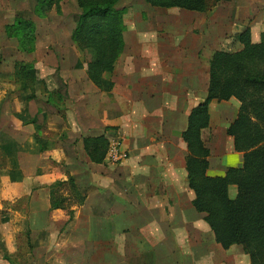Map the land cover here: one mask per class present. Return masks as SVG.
Listing matches in <instances>:
<instances>
[{
    "label": "crops",
    "instance_id": "crops-1",
    "mask_svg": "<svg viewBox=\"0 0 264 264\" xmlns=\"http://www.w3.org/2000/svg\"><path fill=\"white\" fill-rule=\"evenodd\" d=\"M23 1L7 0L4 6L0 2V35L5 33L7 27L15 25L17 20L24 18L21 12L13 8L14 2L20 6ZM33 1L35 4L32 11L37 16L38 2ZM256 1H236L239 8L233 11V15L231 14L232 21L228 26L221 16L213 18L218 8L206 16L200 13H189L182 9L163 14L162 10L169 9L162 8L159 11L151 10L146 6L144 8V4H148L145 0H142V4L134 1L128 6L131 12L141 9L149 20L156 19V23L161 26L159 30L154 31L155 40L152 41V37L149 39L142 37L134 46L135 50L140 51L138 56L141 57L137 62L136 79L127 78L126 86H123L129 92H125L127 98L132 95L134 99L135 96V99L143 105L139 107L141 113H139L137 131L132 126L125 127L128 122L125 123L124 117L127 116L119 115L123 111L119 93L124 89L121 83H117V78L115 83L113 76V83L116 85L113 96L116 104L106 103L104 102L106 94L102 93L88 76L83 74L78 78L72 72L69 75L65 74L67 69L64 68L62 57L61 61L56 57L54 71L56 76L50 75L53 72H46L45 79L41 80L45 81L49 92L61 93L65 96V100L67 99L64 113L69 116V131L66 135H57L54 140V135L45 130V145L47 144L45 151L40 150L36 127L31 122L35 119L39 124L36 117L45 107V112L43 111L45 123L52 120V124H57L56 127L60 128L59 126L64 122L60 115L50 117V114H53L51 110L56 111V107L49 104L46 99L43 106V98L41 99L36 92L35 99L31 101L26 99L27 105L23 108L19 101L23 92L18 90L17 95L16 91L15 94L8 93L0 105V153L6 158V166L0 168V195L2 196L0 200L9 202L5 203L7 205L0 203V264H52L55 262L68 264L71 260L73 264H77L76 261L80 262L82 258L80 256L83 253L81 250L83 244L89 242L92 246H96V249L99 244L107 246L111 242L108 239L112 237L114 228L155 229V231L166 228L172 230V235L166 237L171 244L175 243L176 237L173 229H181L180 232L183 234L181 238L185 244L194 243L200 255L203 256L202 259L205 260L212 254H216L214 251L225 257L230 255L236 247H240L232 246L224 249L216 242L214 233L205 221V214L195 210L193 206L195 193L189 187L186 170V158L189 152L187 144L183 141V133L188 128V119L193 109L208 98L211 60L216 53L229 51L216 48V44L218 42L220 45L234 43L236 47L232 53H237L244 49L242 36L245 33L251 35L253 44L261 42L264 23L258 22L264 20V15L259 16L261 12L258 7L264 6V3L260 4ZM227 2L229 3L230 0H223L221 4L224 5ZM186 17H193L194 21H198L194 24L195 26L191 25L195 27L191 37L185 36L181 30L187 31L192 27L185 29L183 25H178V22H183ZM40 19L43 18L37 16L36 22L32 19L36 27L34 52L21 51L19 40L10 38L7 43L14 45L11 51L12 56L2 62L1 58L7 47L0 49V90L6 84L15 83L16 64L19 62L32 64L37 71L32 62L33 56L38 57L39 53H42L37 28V20L40 21ZM243 19L244 24H242ZM125 24L127 25L126 19ZM75 29L76 26L70 36L72 46L75 45L72 40ZM227 31L231 33L227 34ZM226 34L233 35V38L229 40L230 37ZM52 42L53 40L45 46V52L51 50L56 54V48ZM127 47L125 41L124 53ZM213 49L215 51L211 57L208 53L204 54V51L211 52ZM133 62L130 63L131 67ZM74 68L77 69L76 65ZM80 68L79 73H83L84 69L81 65ZM77 92H80L81 96L77 95ZM88 98H93L89 101V107L99 105L100 102L104 109L101 112L97 110L84 114L79 110L81 105L78 107V104ZM37 105L40 107L39 110H34ZM111 105L114 107L112 108ZM25 112L32 118L30 121H22V118L26 116ZM87 116L90 117L89 121L86 119ZM213 123V115H211L209 128L202 132L204 142V132L215 134ZM120 126L122 129H127V131L123 130L127 143L122 142V147L128 150L132 145L133 156L118 164L122 168H117L116 171L102 164L93 163L85 150L84 140L101 137L108 127ZM222 126L225 134L224 142H227L230 140L227 134L230 126L228 124H225V127ZM113 136L114 134H109L107 139L111 142L115 139ZM33 142L35 144H32ZM218 142L215 141L216 144ZM225 147H221L224 150H222L218 170L214 169L211 163L214 153L208 148L211 152L207 173L209 177H224L229 169L244 167V154L237 152L235 145L233 152ZM3 170H6L4 172L6 175L3 174ZM57 170L61 176L68 174L75 178L77 187L86 197L80 210L78 207L69 210L67 206L65 209H52L49 186L54 183ZM115 172L119 176H124L119 180H125L130 185L129 188H123V190L117 188L119 180L114 178ZM10 173L16 179L13 183L9 178ZM9 196L11 198L7 199ZM24 198H27V201L22 208H18ZM69 211L71 213L79 211V214L74 220H70ZM123 222L128 223L123 224ZM148 237L145 239L150 242L152 238ZM158 237L153 236L151 240L153 245L160 243ZM26 246L29 251L23 256ZM241 250L243 251L242 248ZM91 255L88 257L89 260L100 259L98 253L91 252ZM103 255L105 258L101 257V260L107 259L106 253ZM246 259L250 263L247 255Z\"/></svg>",
    "mask_w": 264,
    "mask_h": 264
},
{
    "label": "trees",
    "instance_id": "trees-1",
    "mask_svg": "<svg viewBox=\"0 0 264 264\" xmlns=\"http://www.w3.org/2000/svg\"><path fill=\"white\" fill-rule=\"evenodd\" d=\"M82 14L78 18L72 40L85 58L89 55L87 75L101 91L111 92L114 83L110 79L124 52V19L126 9H118L121 0H76ZM156 8H178L200 14L208 13L223 0H145ZM36 14L46 18L55 7L61 13L62 0H37ZM20 18L16 24L5 29L7 38H17L23 52L35 50L36 27L32 18ZM26 40V41H25ZM27 42V43H26ZM244 49L237 53L218 52L210 64V85L206 101L193 109L188 119V128L183 133V141L188 147L186 170L189 187L195 193L193 206L198 213L205 214V221L214 233L216 242L224 249L240 246L249 257L251 264H264V148H255L264 141V128L259 123H252L249 109L254 110L259 122L264 124V97L257 102L250 92L264 91V73L254 70L248 61L254 63L257 58L264 59V34L259 44L251 42L249 33L242 36ZM227 71L225 78L221 72ZM32 64L18 63L15 71V84L20 91L29 90L28 100L36 97L39 88L49 95L48 103L56 107L53 98L62 102L63 95L49 92L44 80L37 76ZM221 81L224 82L221 85ZM221 88L220 92H217ZM237 98L242 107L238 119L227 130L234 138L235 150L244 154L245 164L242 169L231 168L224 177H209L210 150L202 139V130L209 128L211 115L210 104L213 100L228 101ZM257 103V106L254 104ZM256 108H255V107ZM36 136L41 152L47 147L41 145V125L34 119ZM85 150L93 163L102 164L108 153L110 141L104 137L84 140ZM4 158L5 156L2 155ZM2 166L0 165V168ZM13 174L10 173V176ZM15 179V178H14ZM65 182L53 183L51 205L53 210L65 209V198L58 195V188ZM71 190L79 198V205H84L86 197L70 177ZM237 193L231 195V188ZM74 212L71 219H74Z\"/></svg>",
    "mask_w": 264,
    "mask_h": 264
},
{
    "label": "rangeland",
    "instance_id": "rangeland-1",
    "mask_svg": "<svg viewBox=\"0 0 264 264\" xmlns=\"http://www.w3.org/2000/svg\"><path fill=\"white\" fill-rule=\"evenodd\" d=\"M6 1L7 0H0V2L2 3L3 6H4V2H6ZM134 1H137V3L141 2V4H142V0H122L117 5L118 9H126V11H127L126 16H125L127 25L125 24L126 31L124 33V41H126L128 47H127L126 52L125 53L123 52L124 56L118 62V65H117L113 75L110 77V79L113 81V76H114L115 77V83H116V78H117V81H118L117 83H121L122 87L126 86L125 83H126L127 78L136 79V74L138 71L137 70V62L140 61L139 58H141V57L138 56L139 55L138 52H140V51L135 50L134 46H136V44H138L139 39L142 37H145L147 39L152 37L151 40L152 41L155 40L156 36L154 34L155 33L154 31L159 30L161 28V26L156 23V21H155L156 19L149 20L146 13L144 14L141 12V9L136 11V12L129 11L128 6H130L132 3H134ZM236 1L238 2V0H230L229 3L227 2L224 5H222L221 4L222 2H220L214 9H212L208 13H204V15L207 16L208 14H211L214 10H216L218 8V12H216V15L213 18L216 19L217 17L220 18V16H221L225 20V23L228 26V24L232 21L231 20V18H232L231 14L233 13L234 10H237L239 8V7H237L239 5L237 4ZM244 1H254V0H244ZM256 2L263 4L264 0H257ZM34 4H35V2L33 0H29V1L24 0L20 6L14 2L13 8L17 12H21L20 14L21 15L23 14V17L25 18V20H29L28 18L31 16V18L35 21L37 16L32 11L34 8ZM145 6L149 7V9H151V10L161 11V9H162V8H152L148 4H144L143 7L145 8ZM258 10L261 12V13H259L260 14L259 16L264 15V6L263 5H259ZM162 11H163L162 12L163 14L164 13L170 14L171 12L180 11V9L175 8V9L162 10ZM186 12H189V11H186ZM81 13H82V10L79 9L78 4L76 3V0H62L61 13H58L56 11V9L53 8L45 19H42V20L40 19V21L37 20V22H38L37 28H38V32H39V36H40V41H38V42H39V46L41 47L40 49L42 50V53H39L40 55L38 57L33 56L34 60L32 63L35 65V67L37 69V74H38L37 76L39 79H45L44 76H45L46 72L47 73L53 72L50 75L52 77L56 76V72H54L55 68H56V61H57L56 57L59 59V61H61V57H62L64 68L67 69V72L65 73L66 75H69L70 72H72L76 76H78V78H79V76H81L83 74L88 76L87 75V65H88V62L90 61L91 57L89 55H86V57L84 58L81 55V53L77 50L76 46L75 45L72 46L71 40H70V36L72 34V31L75 28V26H77L78 18L80 17ZM189 13H196V12H189ZM196 14H199V13H196ZM125 19H124V23H125ZM211 19L209 16V20H211ZM194 20H195V18H193V17H186L183 22H178V25L179 26L183 25V27L185 29L192 27V29H187V31H185L184 29L181 30V32L183 31L185 36L191 37V35H192L191 32H192V30L195 29V27H193L191 25H194L197 21V20L196 21H194ZM261 22L263 24L264 20L259 21L258 23H261ZM244 23H245V21L243 19L242 24H244ZM206 28H208V27H206ZM230 33H231V31H227V34H230ZM227 34H226V36L230 37V39L229 38L228 39L231 40L233 38L232 37L233 35H227ZM262 34H264V24L262 27ZM148 35L150 37H148ZM0 36H1L0 37V49L3 48L4 46L7 47L2 58H1V59H3L2 62H4L5 59L9 58V56H12L11 51H12V49H13L12 47H14V45L12 43L11 44L7 43L10 40V38H7L6 33H3V35H0ZM14 39H17V38H14ZM38 39H39V37H38ZM51 40H53L52 43H53L54 47L56 48V54L53 53L51 50H50V52H45V46H48V43L51 42ZM261 40H262V36H261ZM230 46H232V47H230ZM235 47H236V44H234V43H230L228 45H220V42H218L216 44V48H218V49L222 48L224 50H229V51L224 52V53H229V54H232V51L235 49ZM124 49H125V47H124ZM214 51H215L214 49L211 52H205L204 51V54L208 53V55L211 57V55ZM1 55H2V53H1ZM133 61L135 62V66H134ZM204 61H207V60L204 59ZM131 62H133L132 63L133 67L130 66ZM208 62H209V60H208ZM248 62H249V65L251 66L252 69L264 73V59L263 58H257V60H255L254 63H252L253 60L248 61ZM19 63H24V62H19ZM75 65H76L77 69L74 68ZM80 65L82 66V69H84L83 73H79L80 71H78L79 69H81ZM8 70H11V69L8 68ZM224 73L228 74L227 71L221 72L222 78H225ZM223 84H224V82L221 81V85H223ZM115 86L116 85L114 84V87L110 93L101 91L102 93L106 94V96L104 97L105 101L104 100H102V101L109 103V104L110 103L114 104V105L116 104L115 100H114L115 98L113 96ZM39 89L42 91L41 88H39ZM123 89L124 90L120 91V93H119V96H121V99L119 101H120V104L123 105V111H122V113H119V115H120V117L122 115L127 116V117H124L125 123L128 122L125 127L131 128V126H132V128H134L137 131L138 130V123L137 122L139 120V113H141V111H140L141 109L139 107L140 106L143 107V105H142V102H138L135 99V96H134V99H133L132 95H130V97L127 98L125 92H128V90L125 87H123ZM18 90H20V87L15 83H10V84H6V85L2 86V89L0 90V92L2 91L0 93V105L2 104V102L6 98V96H8L9 92L15 94V91H16V95H17ZM41 91L37 90L36 92H38V95L41 97V99L43 98V102H44L43 106H45V99L48 100L49 95H46L44 92H41ZM220 91H221V88H219L217 92H220ZM29 94H30L29 90L24 91L20 97L21 99H19V101L21 102V106H23V108L27 105L26 99H28ZM90 94L91 93L89 92V95ZM77 95L81 96V93L77 92ZM250 96L254 100V102H257L258 98L264 97V91H261V92L252 91V92H250ZM124 98H127V100L126 99L124 100ZM90 100H93V98H88V100L84 99L83 101H80V103L78 104V107H80V105H81L79 110L82 111L84 114L87 115L91 112H96L97 110H99L101 112L104 109L102 103H100V102L98 103L99 105L89 107V101ZM53 101L56 105L57 110L56 109H55L56 111L51 110L53 112V114H50V117L53 118V116H55L56 114H59L61 119H63L64 122L62 123L61 126H59L60 128L56 127L57 124H52V120L45 123V113H44L45 107L44 108L41 107L43 109L40 112V115H37V117H36L38 122H39V125H41V127H42L41 128L42 129L41 130V133H42L41 136L42 137L40 139L41 145H43L45 143V130L50 131V133H52L54 135V140L56 139L57 135H59V136L66 135L67 132L69 131V128H68L69 127V123H68L69 122L68 121L69 116H68V114L66 115V113H64V111H66L65 106L67 103V99L65 100V96L63 95L62 102L59 101L56 97L53 98ZM254 104L257 106V103H254ZM114 105L113 106L111 105L112 108L114 107ZM241 107H242V103L235 97L231 98L228 101L215 99L210 104V113H211L210 115H213V122H214L213 128L215 130V134H213L212 132H208V131L206 133L204 132V136H205L204 139H205L206 147L210 148V150H212V152L214 153V157L212 158L211 163L213 164L214 169H216V170L219 169V162L221 159L220 157L222 155V150H224L221 147L226 146L225 147L226 149L233 152L234 144H235L234 138L231 136H229L230 137L229 141L224 142L225 134H224V130H222L221 126L223 125L222 127H225V124H228L229 126L232 125L234 123V121H236L238 119V114L240 112ZM39 108L40 107L37 105L34 108V110H36V109L39 110ZM112 112L115 113L114 111H112ZM247 113L250 114V117L252 118L253 124L256 125L257 123H259L264 128V124L259 122V119L255 116V114H253L254 110L251 111V109H249L247 111ZM25 114H26V116L24 118H22V121L23 122L30 121L32 118L27 115L28 114L27 112H25ZM262 114H264V113H262ZM86 119L89 121L90 117L87 116ZM7 121H9V120H7ZM4 123H6V122H4ZM121 129H122L121 126L120 127H108L105 130V134L101 135V137H104L107 139V136L109 134L110 135L114 134L113 137H115L116 140L121 141V142H126V136L124 135L125 133L123 132V130L127 131V129L126 128L122 129V130ZM204 130H202V132ZM136 131H134V132L138 133ZM115 139H113V140H115ZM215 141H219V142L216 144ZM128 142H129V140H128ZM32 144H35V142H33ZM210 144H212V145L210 146ZM130 145H131V143H130ZM131 147H132V145H131ZM131 147L128 148V150L125 147L123 148L124 150H126L128 152L129 157L127 160H129L133 156L131 153L133 147L132 148ZM109 148H110V145H109ZM212 148H214V149H212ZM255 148H257V149L264 148V141L261 142L260 144H258ZM137 160H138V158H137ZM0 165L2 167L6 166V158L5 157L3 158L1 153H0ZM102 165L106 166L108 169L109 168L113 169L112 171L121 167V165L119 166L118 164H113V163L108 162L107 161V155H106V158L104 159V162L102 163ZM216 170H214V171H216ZM5 171L6 170L2 171L3 174H5L4 173ZM123 172L125 173V171H123ZM111 173H113V172H111ZM55 174L56 175H54V183L62 182V181L65 182L62 186H60V188H58V195H57V196H64L65 202L63 205L65 207L67 206L69 210L72 208H77V207L80 210L81 206L79 205V203H80L79 198L71 190V187L68 183V180L71 176L68 174L66 176H63V175L61 176V175H59L58 170H57V173H55ZM122 177H124V176L123 175L119 176L116 172L114 173V178L116 180L117 179L119 180ZM9 178H10L11 183L16 181V179H14L13 176H9ZM129 187H130V185L127 184V182H125V180H122V181L119 180L118 181L117 188H121L123 190V188H129ZM231 189H232L231 195L235 196L237 193L236 187L231 188ZM0 197L2 199L1 195H0ZM10 198H11V196H9V198H7V199H10ZM3 199L5 200L4 197H3ZM26 201H27V198L22 199L21 203L19 204V207L18 206L17 207L22 208ZM0 203L7 205L5 203H9V202H3L0 200ZM78 214H79V211L74 212V215H73L74 219L76 218V216ZM70 216H71V212H70ZM70 220H72V219H70ZM127 223L128 222H123V224H127ZM130 223H132V222H130ZM178 230L173 229V232H174L176 237L174 238L175 243L171 244L170 240L166 237H170L172 235L171 234L172 230H167L166 228L162 229V230H158V231H155V229L137 230L134 228H129V229L114 228L112 230V237L110 239H108L111 242L108 243L107 246H105V244L104 245L99 244L97 246V249H96V246H92L89 242L86 244H83L81 246V250L83 253H82V256H80V258L81 257L82 258H81L80 262L78 260L76 262H77V264H251V263H249V261H247L246 255L241 250V247H236L230 255H226L225 257H223L222 254H220L219 252L214 251V252H216V254H212L207 260L202 259L203 256L200 255V253L198 251V247L196 245H194V243H191L190 244L191 246L189 244L187 245V243L185 244V241H183V238H181V236L183 235L180 232L181 229H178ZM155 235L157 237L162 236V237H158V240H160L161 244L156 243L155 245H153L151 240H153V236H155ZM148 236H150L152 238V239H150V242L146 241L147 239H145V238H149ZM163 239L165 241H163ZM28 251H29V249L26 246L24 249L23 256H25V253H27ZM91 252L100 254L99 255L100 259L89 260L88 257L92 256ZM103 253H106L107 259H104L105 256L103 255ZM219 255H221V257H219ZM95 256H96V254H95ZM84 257L86 259H84ZM101 257H104V258H102V260H101ZM52 264H57V263L55 262ZM68 264H73V261L71 260V263H68Z\"/></svg>",
    "mask_w": 264,
    "mask_h": 264
},
{
    "label": "built area",
    "instance_id": "built-area-1",
    "mask_svg": "<svg viewBox=\"0 0 264 264\" xmlns=\"http://www.w3.org/2000/svg\"><path fill=\"white\" fill-rule=\"evenodd\" d=\"M128 152L123 149L122 142L118 140H112L110 142V148L107 153V160L113 164H120L128 159Z\"/></svg>",
    "mask_w": 264,
    "mask_h": 264
}]
</instances>
